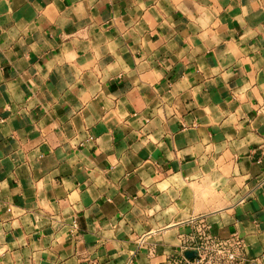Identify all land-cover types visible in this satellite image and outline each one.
<instances>
[{"label":"crops","instance_id":"crops-1","mask_svg":"<svg viewBox=\"0 0 264 264\" xmlns=\"http://www.w3.org/2000/svg\"><path fill=\"white\" fill-rule=\"evenodd\" d=\"M201 222L264 264V0H0V264H167Z\"/></svg>","mask_w":264,"mask_h":264},{"label":"built area","instance_id":"built-area-1","mask_svg":"<svg viewBox=\"0 0 264 264\" xmlns=\"http://www.w3.org/2000/svg\"><path fill=\"white\" fill-rule=\"evenodd\" d=\"M187 252L194 255L185 256ZM167 264H259L246 256L241 238L231 235L219 238L209 233V227L201 222L195 234L180 239L178 253L167 260Z\"/></svg>","mask_w":264,"mask_h":264},{"label":"water","instance_id":"water-1","mask_svg":"<svg viewBox=\"0 0 264 264\" xmlns=\"http://www.w3.org/2000/svg\"><path fill=\"white\" fill-rule=\"evenodd\" d=\"M194 254L192 252H187L185 254L186 257L191 258Z\"/></svg>","mask_w":264,"mask_h":264}]
</instances>
